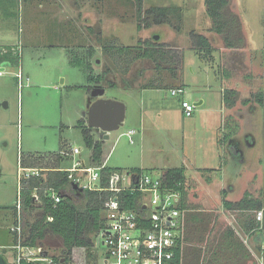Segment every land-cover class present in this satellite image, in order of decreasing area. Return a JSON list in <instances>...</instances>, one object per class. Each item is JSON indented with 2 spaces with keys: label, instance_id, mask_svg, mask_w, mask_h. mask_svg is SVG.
I'll use <instances>...</instances> for the list:
<instances>
[{
  "label": "rangeland",
  "instance_id": "1",
  "mask_svg": "<svg viewBox=\"0 0 264 264\" xmlns=\"http://www.w3.org/2000/svg\"><path fill=\"white\" fill-rule=\"evenodd\" d=\"M52 1L51 8H56L64 20L69 18L70 11L73 12L71 16L77 18L78 6H73L79 2V17L72 31L66 23L61 28L54 17L42 15L48 4L43 0H17L16 4L0 0V50L11 44L19 57L17 67L5 64V72L0 75V252H4L1 247L12 244L9 228L13 224V207L21 186L18 169L22 157L63 152L65 166L71 168L80 159V156L72 157L77 148L81 149V161L87 166L90 164L91 152L79 127L90 96L83 59L87 46L96 48L95 59L99 60L94 76L111 69L108 79L112 80L115 75L119 80L121 75L98 45L99 32L103 39L118 45H137L140 39H150L148 41L153 43L150 33L155 28L138 31L135 7L125 4V0H64L62 9L57 0ZM204 1L144 0V9L181 8L183 19L179 20L173 13L168 20L169 27H163L175 31L172 41L163 44L184 49L185 82L191 91L192 103L204 85L212 88L214 97H219L215 92H220L222 86L225 89L236 87L240 93L238 109H246L241 102L250 93L264 89V0H228L234 12L228 6L222 11V21H227L222 38L212 32L213 24ZM179 26L181 30L177 31ZM89 29L94 33L89 34ZM191 31L211 40L212 56L199 53ZM225 42L233 43L238 51L226 49ZM154 66L149 60L139 61L131 70L133 73L143 70L144 78L140 83L148 84L157 77ZM166 80L163 77L164 83ZM170 88L166 84L155 89L158 91L142 90L135 94L120 87L106 89L105 97L116 98L126 106L124 126L112 132L105 141L103 156L109 155L106 165L123 169V172L144 165L151 168L149 172H159L165 167L184 169L188 184H192L195 191L193 198L188 199L190 211H187L186 220L192 219L190 224L186 221L182 264H251L248 248L242 240L246 235L237 221L240 218L237 210L226 211L223 207L221 210L216 199L202 198L203 192L196 182L201 177V169L218 168V173L213 171L215 179H232L234 191L229 195L230 200L240 199L249 186L251 196L264 205V107H259L256 115L249 119L257 139V145L248 154L251 167L231 159L221 169L220 158L213 152V138L205 129L207 125H194L191 119L184 118L180 98L172 96ZM141 100L146 110L153 111L154 118L147 116L140 128L133 123L139 119L136 113L139 115L141 111ZM199 109L201 107L196 111ZM132 128L136 129L137 136L130 138L127 133ZM239 173L243 176H238ZM228 230H232L246 247L248 257L230 245L234 240L228 237ZM44 243L59 248L62 241L49 233Z\"/></svg>",
  "mask_w": 264,
  "mask_h": 264
},
{
  "label": "trees",
  "instance_id": "2",
  "mask_svg": "<svg viewBox=\"0 0 264 264\" xmlns=\"http://www.w3.org/2000/svg\"><path fill=\"white\" fill-rule=\"evenodd\" d=\"M11 1V2H10ZM30 1V0H24ZM16 4L17 0H9ZM141 0H138V20L141 21ZM227 0H205L206 13L211 20L213 27L212 31L218 34L225 32L227 21H222V11L227 6ZM181 8L156 7L146 11L147 27L152 24H168L170 15L177 14L179 20L183 19ZM150 18L152 20H150ZM182 22V21H181ZM181 27H177L180 31ZM192 38H195L194 43L196 49L201 55L208 54L212 56L213 49L209 40L195 32L191 33ZM239 39V38H238ZM98 45L111 60L114 68L121 76L127 75L132 66L139 60H149L156 65L155 71L158 78L150 81L147 87L162 88L167 83L163 81L165 72H169L173 80H176L178 74V64L182 62V56L175 53L176 50H165L159 45L150 43H138L133 46L118 45L114 41H109L101 37L97 38ZM227 46L235 47L231 42H225ZM146 46V48L144 47ZM152 47L154 49L148 48ZM158 46V48H155ZM7 53L0 52V67L9 64L13 67L19 65V57L14 54V49L11 46L5 47ZM170 52H172L170 54ZM262 67L264 69V48L262 50ZM96 48L89 46L84 52V61L86 62L85 71L87 73V88L89 94L95 87L103 88V82H106V77L112 71L111 69L94 76V68L97 65L95 59ZM178 55V56H177ZM177 60V61H176ZM73 62V61H72ZM175 65V67H173ZM163 71V72H162ZM156 82V83H154ZM109 88H118L119 86H127L133 88L136 85L124 80L120 84L116 81L106 82ZM175 83V82H174ZM173 86L172 84H167ZM178 87H185L183 84ZM177 87V88H178ZM126 88V87H125ZM124 88V89H125ZM235 93L231 90H226L224 101L228 108H233L236 105V100L233 98ZM257 102L264 106V91L255 94ZM246 103V102H245ZM79 127L82 130L83 139L88 150L91 152V161L96 167L103 165L104 145L105 141L102 136H97L93 129L86 126V120L79 121ZM63 157L58 154H51L49 157H25L22 158L21 164L24 168H41L47 171L43 172L40 177H31L22 180V206L25 215V230L29 240L34 245L43 243L47 234H52L59 237L62 241L61 247L64 254H71L74 249L91 248L94 246L96 237L103 228L104 218L103 210L104 203L111 197L110 192L89 191L82 192L75 190L72 182L68 179V172L63 171L61 166ZM130 173L141 174L144 171L140 169H132ZM123 170L120 168H111L105 166L100 172L101 188H109L111 180L114 176L121 175ZM162 185L167 190H176L181 193L180 209L182 211H190L188 191L186 190L187 178L185 170L182 168L165 169L162 172ZM57 194L60 201L55 202L53 194ZM37 194L38 200L34 201L33 195ZM226 194V192H224ZM122 199L125 200V205L130 209H137L138 194L131 192L122 193ZM223 208L226 211H239L238 220L241 230L245 235H250L254 243H260L264 240V205L262 202L254 199L253 196L245 194L244 198L237 202L223 201ZM263 211V222H257L255 215L252 212ZM14 218L16 215L15 206L13 207ZM252 213V214H251ZM254 213V214H255ZM52 218V221L48 219ZM27 219V220H26ZM191 217L187 221L191 223ZM228 237L234 241L230 244L242 255L248 257V251L242 242L238 240L232 230H228ZM230 240V241H231ZM14 241V239H13ZM182 244L175 252L174 264H182ZM252 264V262H251Z\"/></svg>",
  "mask_w": 264,
  "mask_h": 264
},
{
  "label": "built area",
  "instance_id": "3",
  "mask_svg": "<svg viewBox=\"0 0 264 264\" xmlns=\"http://www.w3.org/2000/svg\"><path fill=\"white\" fill-rule=\"evenodd\" d=\"M172 96H185V87L170 90ZM181 108L185 117H192L196 107L183 98ZM134 131H129L131 138ZM133 142V140H131ZM75 148L73 155H80ZM109 156V155H108ZM107 156V158H108ZM83 166L81 159L67 169L68 179L83 190L110 192L104 203V225L91 248L74 249L64 254L62 248L43 243L32 244L25 230L21 187L15 205L16 215L9 231L14 237L11 245L1 247L8 264H174L175 252L183 241L187 211L180 209L181 193L163 188L161 175L156 173L123 172L114 176L109 188H101L100 172L106 166ZM46 169L24 168L19 170L21 181L40 177ZM138 194L137 209L127 208L122 193ZM38 200L37 194L33 195ZM55 202L60 201L53 194ZM189 212V211H188ZM257 222H263V211L255 214ZM52 221V218L48 219ZM252 264H264V240L254 243L250 235L244 237Z\"/></svg>",
  "mask_w": 264,
  "mask_h": 264
},
{
  "label": "crops",
  "instance_id": "4",
  "mask_svg": "<svg viewBox=\"0 0 264 264\" xmlns=\"http://www.w3.org/2000/svg\"><path fill=\"white\" fill-rule=\"evenodd\" d=\"M44 1L46 3H48V4H46L44 6V10L42 12V15H44L46 17H49V16L54 17L56 23L59 24V26L61 28H62V25H64L66 23L69 27H71L70 30L72 31V27L74 26L73 25L74 24V18L71 16V14L73 12H71L69 14V18L66 17L65 20H64V19L61 18L59 12L56 11V8L55 9L51 8L50 3L52 2L54 4V2L52 0H43V2ZM57 1H58V5H62V2L64 0H57ZM54 6H56V4ZM62 7H63V5L60 8L62 9ZM60 11H61V13H63V10H60ZM70 30L68 32H71ZM77 36H78V33H77ZM9 46H13V45L10 44ZM4 49H5V47H4ZM67 50H66V53H67ZM182 73H183L182 74V83L174 81L175 83H171L173 86H171L170 90L174 89V88H177L181 84H183L187 88V85H186V82H185V69L184 68L182 70ZM156 78H158V76ZM154 83H156V82H154ZM145 84H143V83L136 84L135 86H133V88H128L125 85L124 86H119V87L123 88V89L126 87L124 90L127 91L129 94H135V93L140 92L142 90L143 91H147V90L154 91L155 89H158V88L147 87V84L146 85ZM204 86L205 87L203 88V91L201 92L199 90L197 96L195 97L196 100L203 98L204 99V103H203L201 109H199L198 111L195 110L194 115L192 117H189V119L192 120L194 125H198V123H200V124L202 123V124L207 125L205 127V129L211 134V136L213 138V140H212L213 141V146H214L213 152L218 154V156L220 158V161H221L220 168L221 169H222L223 165L226 164L227 160H231V159H232V161H237V162L240 161V162H242L243 166L247 165V166L251 167V158H250L251 156L248 157L249 156L248 154L251 153V151H250L251 150V131L244 128V127H246V122L245 121L248 120L249 115H251V113H248V115L244 114L243 112H244L245 109L239 110L237 103H236L237 106H234L235 108H228L225 105V101H224V97H223V93H222L223 89H224L223 86L221 87V91L220 92H218V91L215 92V94H220L219 97L218 96L214 97V93H213L214 91H212V88L208 89L209 85H204ZM104 87H105V89H107L108 85H104ZM155 91H158V90H155ZM187 91H188V88H187ZM190 92L187 93L185 96H178L180 98V105H181V102H182L183 98H186L187 100H190L192 98ZM112 99L118 100L116 98H112ZM133 100L137 101L136 99H133ZM118 101H120V100H118ZM242 105H244V104H242ZM235 109L238 110V111L234 112ZM181 110H182V108H181ZM85 111H86V109H85ZM85 111H84V114H83L84 115L83 119L87 120L86 119V115H85ZM153 114H154L153 111L146 110V108H144L143 101L141 100V111L139 112V115H138V113H136V116H137L136 118H139V119L136 120V122H134L133 125L134 124H135V126L139 125L140 128L143 127L146 117L148 116V119L154 118ZM182 115L184 116L183 110H182ZM184 118H188V117L184 116ZM130 131H134L135 132L131 137L137 136V132H136L135 128L130 129ZM243 132L248 133L247 140L249 142L247 145H245L244 149L243 148L241 149L238 146H234L233 143L228 146L227 142L230 139L234 140L236 138H239L240 136H242ZM59 152H62V151H59ZM55 153L56 152H54V154ZM61 154L63 156L64 153L62 152V153H60V155ZM29 155L31 157H37V156L44 157V158L49 157V156L44 155V154H29ZM81 155L82 154L73 155V153H72V157L80 156V159H81ZM65 157H67V156L64 155V158ZM106 158L107 157L103 156V162H104V160H106ZM223 160H224V162H223ZM82 162H83L82 163L83 166H85V165L87 166V164L84 161H82ZM61 166L63 167V169H62L63 171H66L67 169H70V167H66L65 166L64 159L62 160ZM89 167H95V164L91 161V155H90ZM170 168H172V167L161 168L159 170V172H150V173H156V174L162 176V172L165 169H170ZM175 168H178V167H175ZM134 169H140V170H144V171H151L150 170L151 168L148 167V166H145V165L141 166V167H138V168H134ZM221 169H219V170H221ZM213 171L214 172L217 171L216 173H218V168H214L213 169L212 167H206L205 169H201L200 170V172H201L200 176L201 177H199V179H198L199 182H196V184L198 183L201 191L203 192L202 193V198H205V199H216L219 202V204L221 205V210H223L222 207H223V201L224 200L237 203V202L241 201L244 198L246 193L251 196V190L249 189V186H248V188L243 192V195L241 196L240 199H238L236 201L230 200L229 195L234 191V188L231 186L232 179L231 178H229L227 180L224 179V178H223V180L215 179V177H213ZM143 173H147V172H143ZM239 175H240V177L243 176V175H241V173H239L238 176ZM254 176H252V177L255 178ZM253 178H252V180H250V183H251V181H253ZM186 186H187L186 190L188 191V197L190 199H192L193 198L192 197V193L195 190H194V188L191 187L192 184L191 185L188 184V181L186 183ZM227 186H230L231 190L228 191L227 190ZM224 192H226V194H224ZM213 193H214V195H213ZM238 212L239 211H237V214L239 216ZM12 214H14V212ZM222 214H224V213H222ZM239 219L240 218H238V220ZM13 222H14V215H13ZM239 228H240V225H239ZM9 234H10V237H11V241L13 242L14 237L11 235V233H9ZM5 252L6 251H4L3 253H5ZM0 253H2V252H0Z\"/></svg>",
  "mask_w": 264,
  "mask_h": 264
},
{
  "label": "flooded vegetation",
  "instance_id": "5",
  "mask_svg": "<svg viewBox=\"0 0 264 264\" xmlns=\"http://www.w3.org/2000/svg\"><path fill=\"white\" fill-rule=\"evenodd\" d=\"M126 2H125V4H131L132 6L134 5V7H135V10H136V12H135V19L137 20V22L139 23L138 25H137V29H138V31H146V30H148V29H151V28H155L154 30H153V33L151 32L150 33V36L152 37L151 39L153 40V43L155 44V45H159V48H160V46L163 48V49H165V50H171V51H173V50H176V51H179V55H181L182 56V62L181 63H179L178 64V69H179V71H178V74H177V78H176V80H173L172 79V76L170 75V73L169 72H167V74L169 75H167V74H165V75H163V77H164V79H166L167 78V80H166V83L167 84H171V83H174V81H177V82H179V83H182V70H183V68H184V65H183V62H184V49L183 48H177V49H174L173 48V46H167V47H165L164 45L165 44H163V43H166V42H170V41H172V38L175 36V31L173 30H167L166 28H163V27H165V26H167V27H169L168 26V24H152L151 25V27H147V22L149 21V20H147V15H146V11L147 10H149L150 8H146V9H144L145 7H144V0H141L142 2H141V21H139L138 20V10H139V8H138V3H137V1L138 0H125ZM227 2H229L228 0H227ZM75 4V6H73L74 8H76V6H80L79 5V2H75L74 3ZM73 4V5H74ZM204 6H205V1H204ZM227 6L231 9V3H227ZM226 6V7H227ZM78 7H77V18L76 19H78V17H79V14H78ZM225 7V8H226ZM151 8H153V7H151ZM206 8V7H205ZM232 10V9H231ZM70 12H72V11H70ZM234 11L232 10V13H233ZM63 13H65V12H63ZM169 17H171V15L169 16ZM76 19H74V23H76ZM150 20H152L151 18H150ZM213 32V31H212ZM88 33L89 34H92V33H94V31L92 30V29H89L88 30ZM192 33V31L190 32V34ZM196 34H200V33H197V32H195ZM215 33V32H214ZM100 34H102V32H99V35ZM216 35H219L220 37L222 36L221 34H218V33H215ZM98 35V37H101V36H99ZM201 35H203V34H201ZM142 37V36H141ZM102 38V37H101ZM208 40H209V42H210V44H212V42H211V40L208 38V37H206ZM222 38V37H221ZM164 39H166V40H164ZM148 40H150V39H145V40H141L140 39V41H138V43H143V44H145V43H152V42H150V41H148ZM224 42V41H223ZM152 43V44H153ZM162 44H163V46H162ZM91 46V45H90ZM124 46H129V45H124ZM80 47V46H79ZM89 46H87V48H88ZM93 47V46H92ZM145 48H146V46H144ZM148 48H150V49H154V48H152V47H149V46H147ZM155 48H158V46H156ZM225 48L226 49H230V50H237V49H239L238 47L236 48V47H230V46H227V44L225 43ZM238 51V50H237ZM0 52H2L3 54H5V53H7V49H4V48H1V50H0ZM231 54H233V52L231 53ZM139 61H145V60H139ZM138 61V62H139ZM97 64L99 63V60L97 59ZM150 63H152V65H156L154 62H152V61H149ZM233 63V62H232ZM1 67H4V66H1ZM156 68V66H154L153 67V69H155ZM134 70V69H133ZM4 73V72H3ZM157 73V72H156ZM2 73L0 72V75H1ZM100 74V73H99ZM167 75V76H166ZM226 75L227 76H229V74L228 73H226ZM115 76V75H114ZM114 76H112V80H109L108 79V77H106V82H108V81H116L117 83L120 81V83L121 82H123L124 80H127V81H129V82H131V83H133V84H137V83H140V81L142 80V78H144V72H143V70H137V71H134V73H133V71L132 70H130L129 71V73L127 74V75H124V76H119V80H117V79H115L114 78ZM116 77V76H115ZM227 79H229V77H227ZM222 80L224 81V78H222ZM142 83V82H141ZM104 84H105V82H103V86H104ZM103 88H105V87H103ZM186 88V87H185ZM226 90H231L232 92H234L235 93V96L233 97L235 100H236V103L238 104L239 103V99H238V97H239V95H240V93H239V89H237L236 87H231V88H229V89H223V97L225 96V92H226ZM264 91V89L262 90V91H260V92H263ZM91 92H92V90H91ZM256 93H258V92H255V93H250V95H249V97L247 98V99H245L243 102H241L242 104H244L245 105V110H244V114H247L248 115V113H251V115H249V118H248V120L247 121H245L246 122V127H244L245 129H248V130H250L251 131V149H253L256 145H257V139H256V137H255V135H254V133H253V131L251 130V121L249 120L250 119V117L252 116V115H256V113L258 112V110H259V107H264V106H262V105H260L258 102H257V100L255 99V94ZM246 102V103H245ZM237 104L235 105V106H237ZM243 105V106H244ZM233 108H235V107H233ZM238 110H234V112H237ZM244 129V130H245ZM97 136H99V135H97ZM247 136H248V133H246V132H243L242 133V136H240L239 138H236V139H230L228 142H227V144H228V146L230 145V144H232L233 143V145L234 146H238V147H240L241 149L243 148L244 149V147H245V145H247L249 142H248V140H247ZM252 152V151H251ZM243 157V156H242ZM23 158V157H22ZM22 161V160H21ZM21 161H20V164H21ZM21 167H23L22 166V164H21ZM18 170H20V168L18 169ZM19 172V171H18ZM19 174V173H18ZM20 184L22 185V181H21V179H20ZM21 190H22V187H21ZM227 190L229 191V190H231V187L230 186H228L227 187ZM16 205V204H15Z\"/></svg>",
  "mask_w": 264,
  "mask_h": 264
},
{
  "label": "water",
  "instance_id": "6",
  "mask_svg": "<svg viewBox=\"0 0 264 264\" xmlns=\"http://www.w3.org/2000/svg\"><path fill=\"white\" fill-rule=\"evenodd\" d=\"M0 72H5L4 67H0ZM106 89L93 88L85 111L87 127L94 130L95 135L103 137L106 141L112 132L120 130L124 126L126 118V106L122 102L105 97ZM204 99H194L196 108L202 107ZM75 190L83 191L77 184H72ZM35 199V198H33ZM0 264H8L6 258L0 253Z\"/></svg>",
  "mask_w": 264,
  "mask_h": 264
}]
</instances>
